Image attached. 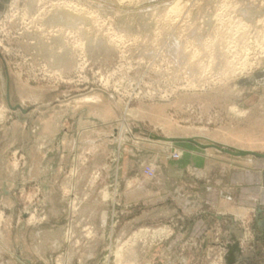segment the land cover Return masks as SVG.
Wrapping results in <instances>:
<instances>
[{"label": "rangeland", "instance_id": "1", "mask_svg": "<svg viewBox=\"0 0 264 264\" xmlns=\"http://www.w3.org/2000/svg\"><path fill=\"white\" fill-rule=\"evenodd\" d=\"M177 1L0 0V264H264L248 221L246 258L223 228L186 257L168 199L182 159L259 158L151 138L264 154V0Z\"/></svg>", "mask_w": 264, "mask_h": 264}, {"label": "crops", "instance_id": "2", "mask_svg": "<svg viewBox=\"0 0 264 264\" xmlns=\"http://www.w3.org/2000/svg\"><path fill=\"white\" fill-rule=\"evenodd\" d=\"M1 4L0 2V9ZM111 125L112 119L105 118L102 125L95 124L94 128L89 129L104 132V141H112ZM57 126L59 129V125ZM107 132H110L108 137ZM99 143L100 141L95 140L93 144L97 146ZM182 146V149L189 148L186 144ZM197 155L201 157L200 154ZM197 155L195 158H198ZM234 160L223 161L225 172L216 183L201 181L209 176L208 172L205 174L197 171L200 172L198 176L202 178L192 179L191 175L195 172L189 168L188 163H184V159L176 163L174 169L171 167L167 171L169 184L174 183L173 191L169 192V203L179 201L181 207L178 210L182 214L180 219L183 222L186 219L185 223L181 224L182 227L174 233L176 237L181 236L187 241L184 251L187 253L186 257H193L196 252L203 254L214 246L216 231L221 232L223 228L222 235L229 236L227 239L232 241V244L227 246L230 249L231 262L234 263L235 259L242 256L246 258V252L250 251L242 238V221L250 222L254 234L251 240L254 244L252 248L264 241V164L257 163L264 160L250 161L251 166L242 168L235 167ZM195 162L190 164H196ZM162 175L158 173L155 182L149 183L161 184V177H164ZM146 185L141 183L137 193L144 194L147 191ZM160 186L162 188V185ZM147 192H153V189ZM189 207L191 210L187 211Z\"/></svg>", "mask_w": 264, "mask_h": 264}, {"label": "water", "instance_id": "3", "mask_svg": "<svg viewBox=\"0 0 264 264\" xmlns=\"http://www.w3.org/2000/svg\"><path fill=\"white\" fill-rule=\"evenodd\" d=\"M13 110H21L23 113H27V111L23 110L21 106H17L16 108H13ZM151 138L165 142V143H193L197 145L200 148L206 149V148H213L218 151H221L223 153H226L228 155H231L233 157H255L259 159H264V154L256 153L253 151H245L240 149L231 148L228 146L220 145L214 142H211L210 144L204 145L201 144L197 138H164L159 136L151 135Z\"/></svg>", "mask_w": 264, "mask_h": 264}, {"label": "bare ground", "instance_id": "4", "mask_svg": "<svg viewBox=\"0 0 264 264\" xmlns=\"http://www.w3.org/2000/svg\"><path fill=\"white\" fill-rule=\"evenodd\" d=\"M178 1L181 2L182 0H178ZM178 1L176 2V5H175L174 7H172V9H171L173 12H174V11H175V12L180 11V9H181V4H180V2H178ZM182 8H183V4H182ZM234 70H235V69H234ZM118 259H120V258L118 257ZM118 259H117V261L119 262L120 260H118ZM116 264H117V263H116Z\"/></svg>", "mask_w": 264, "mask_h": 264}]
</instances>
